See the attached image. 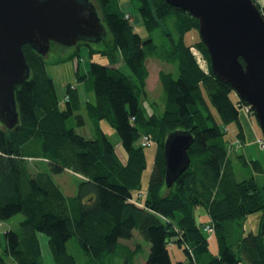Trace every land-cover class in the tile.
I'll list each match as a JSON object with an SVG mask.
<instances>
[{
    "label": "trees",
    "instance_id": "obj_1",
    "mask_svg": "<svg viewBox=\"0 0 264 264\" xmlns=\"http://www.w3.org/2000/svg\"><path fill=\"white\" fill-rule=\"evenodd\" d=\"M94 1L108 38L98 44L78 43L69 56H78L79 47L85 45L90 55L108 59L109 65L91 62L85 75L76 68L79 83L86 84L94 101L82 103L77 89L68 85V101L61 108L44 57L23 46L30 77L15 91L19 124L12 130L0 125V222L18 214L23 220L17 229L5 231L1 263L42 264L38 239L42 233L56 264H76L66 249L71 239L91 264H113L118 250L127 252L124 264H133L135 251L121 241L131 240L136 231L150 245L142 264H172L167 249L172 238L185 247L189 264L198 259L204 264H264V179L261 185L252 174L237 179L226 130L235 123V134L245 143L241 114L248 104L213 75L201 40L187 42L188 33L198 30V21L165 0H129L136 4L148 33L144 39L119 0ZM253 1L264 16L262 0ZM160 22L166 33L158 44L152 34ZM192 45L208 61V73L197 64ZM117 54L131 76L115 66ZM149 57L177 66V76L159 73L165 94L161 115H148L142 106ZM83 108L92 125L91 139L67 123L75 118L84 125L79 113ZM249 112L254 116L252 109ZM102 122L116 131L125 160L105 135ZM176 130L190 132L194 140L188 149L189 168L168 189L163 144ZM148 133L157 149L138 204L147 162L145 148L136 143ZM239 158L247 165L242 155ZM32 160L42 161L48 171L32 169ZM250 163L255 172H262L259 162ZM65 170L81 177L73 196L65 195L53 179ZM199 207L214 223L215 254L195 217ZM258 212H262L258 232L244 234L243 220Z\"/></svg>",
    "mask_w": 264,
    "mask_h": 264
},
{
    "label": "water",
    "instance_id": "obj_2",
    "mask_svg": "<svg viewBox=\"0 0 264 264\" xmlns=\"http://www.w3.org/2000/svg\"><path fill=\"white\" fill-rule=\"evenodd\" d=\"M165 2L198 21L213 75L251 107L264 139V16L259 7L253 0ZM106 35L99 8L90 0H0V125L12 130L19 124L15 91L30 77L24 45L45 57L51 44H98ZM193 140L181 130L166 137V188L189 168Z\"/></svg>",
    "mask_w": 264,
    "mask_h": 264
},
{
    "label": "rangeland",
    "instance_id": "obj_3",
    "mask_svg": "<svg viewBox=\"0 0 264 264\" xmlns=\"http://www.w3.org/2000/svg\"><path fill=\"white\" fill-rule=\"evenodd\" d=\"M119 1L122 5L127 3L125 4L127 9L126 12L130 14L129 18L132 20V24L134 26L136 33H138L142 38L146 39L148 37V33L146 32L143 22L137 12L136 4L129 0H119ZM90 2H92L96 6L94 0H90ZM261 3L262 5H264V0H262ZM99 15L101 16L100 12ZM165 33L166 32L163 23L160 22L159 28L152 34L155 39L154 41L159 44V42L162 40V36L165 35ZM106 38H108V35H106ZM199 40L200 37L198 34V30L194 29L188 33L187 42L189 44H194ZM75 50H76L75 47H64L58 44H53L48 54L44 57L46 72L48 76L53 80L56 96L59 101V106L61 108H63L65 104V100H66L65 97L67 96L66 88L68 85H71L72 88L75 87L77 89V92L80 97V101L82 103L86 102L87 100L94 101V94L87 91L86 84L79 83L76 75V68H78L79 74L85 75L89 69V65L91 62L98 63L101 65H109L108 59L106 57H103L96 53L90 55L89 47L85 45L79 47L78 56H74L72 59H70L69 56L73 54ZM190 50L194 55L199 67L205 73H208L210 61L208 63L202 52L198 50L197 47H195L194 45H192ZM116 58H117V63L115 66H117L123 74L131 76L130 70L123 63L119 54H117ZM146 66L149 75L146 80L145 86L143 88L144 94L141 96L142 106L144 108V111L148 115H152L153 113H155L156 115H161L163 113L165 94L159 82V73L169 72V73H173L174 76H177V72H178L177 66L175 64L163 62L154 57H149L146 60ZM243 111L245 115H247V117L252 120V125L257 135L254 136V138H252L248 134V140L247 142L244 143L235 134L237 130L235 123L228 125L226 127V130H227V138L230 139V142L228 144L229 154H230L229 157L232 158L233 170L238 180L248 178L252 174L255 177L256 182L259 185H261L264 179V148H261L258 143L260 139L264 140L263 134L258 126V123L256 122L255 117L252 116V113L247 111L245 112L244 109ZM79 113L84 116L85 124L79 125L75 120V118H70L67 122L68 126L72 127L77 134L82 135L88 139H91L93 137L92 125L86 116V112L84 108ZM243 115L244 114L242 113L241 120L243 123V127L247 128V125L244 122ZM101 127L105 135L109 139V141L114 145L116 152L118 153L120 158L122 160H125L126 154L119 143V137L116 131L113 128H111L106 122H102ZM145 135L151 138L152 144L150 147L144 149L147 163H146V169L142 177L143 193L139 194L141 198L140 200H138L137 202L138 204H142L141 201L144 198V197L142 198V196L145 195V190L148 184L149 176L153 168L154 155L157 149L154 136L150 133L143 134V136ZM235 143H239L241 145V149L239 151H235L237 150L236 146L234 145ZM136 144L138 145L140 144V138L138 140V143ZM241 155L245 158L247 165L239 158V156ZM251 161L259 162L262 172H255L251 167V163H250ZM30 163L32 169L35 168L36 170L38 169V170L48 171V168L43 166L42 161L32 160L30 161ZM78 176L79 175H76L69 170H65L61 174L53 175V179L60 186L63 193L67 196H70L72 194L73 195L76 194L77 185L81 179L78 178ZM202 211L204 212L205 215L209 216L206 210L203 209ZM197 212L198 211L196 212L194 211V214L197 219V222H199L201 229L209 224L214 225V223L208 221L207 219L200 220V216L198 215L199 212L198 213ZM261 219H262V212H258L247 216L242 223L243 233L248 234L251 232L256 234L259 230ZM21 220H23V215L18 214L12 217L8 221L0 222V255H3V247L5 244V239H4L5 231L8 230L9 228H12L14 230L17 229L18 223ZM214 230H215V226H214ZM206 237L209 242L210 252L212 254H215L217 252V244H216V238L214 236V232H212L211 234H206ZM38 239L41 247V263L56 264L49 250L48 238L46 237V235L39 233ZM121 242L122 244L127 245L129 249L135 251L131 258L133 264H142L146 261L148 257L150 245L148 241L145 240L138 232L136 231L134 232V236L131 240L129 241L122 240ZM66 249L67 252L75 258L76 264H91L88 262V258L85 256V254L83 253V251L81 250V248L78 246V244L74 239H71L67 242ZM167 249L172 264L190 263L188 256L184 252L185 247L184 246L179 247L175 243L173 238L169 241V244L167 245ZM188 251L191 252L189 248ZM126 257H127V252L123 250H118L115 255L113 264H124V258ZM5 261L7 262V260ZM196 264H204L203 259L200 260L198 259Z\"/></svg>",
    "mask_w": 264,
    "mask_h": 264
},
{
    "label": "built area",
    "instance_id": "obj_4",
    "mask_svg": "<svg viewBox=\"0 0 264 264\" xmlns=\"http://www.w3.org/2000/svg\"><path fill=\"white\" fill-rule=\"evenodd\" d=\"M126 18H128V17H126ZM65 99H66L65 101H67L68 96H66ZM243 109L245 110V112L246 111L249 112L251 110V107L248 105V106H245ZM151 144H152V141H151V138L149 136L143 137L142 141L140 142V145L143 148L150 147ZM258 144L261 148H264V140L260 139ZM234 145L236 146V148L241 147V145L239 143H235ZM202 231L206 234H211L212 232H214V225L213 224L212 225L211 224L206 225L202 228Z\"/></svg>",
    "mask_w": 264,
    "mask_h": 264
},
{
    "label": "crops",
    "instance_id": "obj_5",
    "mask_svg": "<svg viewBox=\"0 0 264 264\" xmlns=\"http://www.w3.org/2000/svg\"><path fill=\"white\" fill-rule=\"evenodd\" d=\"M260 3H261V1H260ZM125 4H127V3H125ZM125 4H123L122 6H123V7H126ZM261 4H262V3H261ZM243 114H244V115H243L244 122H245V124L247 125V128H246V127L244 128L245 142H247V140H248V134H249V136L252 137V138H254V136H256L257 134H256V132L254 131V128H253V125H252V120H251L250 118H248L247 115H245V113H243ZM119 143H120V142H119ZM78 178H81V177L78 176ZM70 196H73V194L70 195ZM202 210H203V208H201V207L195 209V212H196V211L199 212V213H198V212H197V213H198V215L200 216V220H201V219H205V220L207 219L208 221H210L209 216L205 215L204 212H203ZM201 212H202V214H201ZM208 221H207V222H208ZM9 229H12V228H9Z\"/></svg>",
    "mask_w": 264,
    "mask_h": 264
},
{
    "label": "bare ground",
    "instance_id": "obj_6",
    "mask_svg": "<svg viewBox=\"0 0 264 264\" xmlns=\"http://www.w3.org/2000/svg\"><path fill=\"white\" fill-rule=\"evenodd\" d=\"M145 136H147V135H145ZM145 136L142 135V137L140 138V142L142 141L143 137H145ZM140 146H141V145H140Z\"/></svg>",
    "mask_w": 264,
    "mask_h": 264
}]
</instances>
